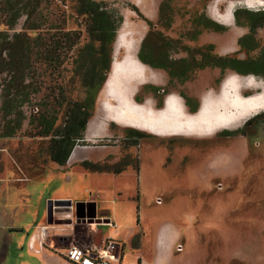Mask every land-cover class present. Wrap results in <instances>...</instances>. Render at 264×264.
Returning <instances> with one entry per match:
<instances>
[{"label":"rangeland","instance_id":"374dc122","mask_svg":"<svg viewBox=\"0 0 264 264\" xmlns=\"http://www.w3.org/2000/svg\"><path fill=\"white\" fill-rule=\"evenodd\" d=\"M97 1L106 2L123 20L116 33L112 63L115 56L121 61L130 46L134 53H138L148 31L142 18L152 22L163 37L180 40V44H172L167 50L169 56L176 59L187 56L181 49L183 46L192 50L207 44L213 46L215 55L235 56L237 39L248 32L246 27L235 24L233 13L231 26L211 17V12L223 14L229 4H237L238 0H171L172 23L169 28L156 24L161 0ZM43 2L34 14L2 25L0 31L17 32L24 21L43 16V28L60 27L64 31H75L80 39L59 71L36 65L31 89H40L24 107L26 115L35 108L40 110L53 105L52 97L56 96L58 88H62L72 100L84 97L79 79L73 73L72 62L77 57V50L88 41L85 20L75 13V0ZM132 7L139 10L142 18ZM237 9L256 11L240 4ZM201 17L209 25L220 26L224 31H202L192 41L194 22ZM255 37L261 46L264 45V27L256 31ZM158 38L149 39L157 48ZM116 41L125 47L116 49ZM111 69L110 66L89 119L96 120L94 130L89 134L85 131L84 140L88 145L80 147L77 154L84 157L83 161L105 168H124L121 174L91 172L77 161L67 168L51 163L46 154L47 140L30 137L27 120L13 137H0V227L3 228H0V249L4 251L0 264H19L27 258L24 250L15 251L14 246L23 235L27 237L28 227L35 226L40 218H46L49 201L54 219L58 212L69 207L61 201L72 199L73 205L84 203L81 191L80 195L74 193L76 188L83 193L89 194L90 191L96 201H101L106 194L102 202L115 206L118 222L114 227L99 226L100 231L121 227L119 239H123L128 226L137 228L133 244L141 254L140 264H264V111L251 117L255 119L249 125L245 122L250 119L235 129H220L213 135L157 137L117 125L101 109V103L107 100L103 88ZM146 71L150 73L147 76L155 81L135 85L131 90L137 92L132 100L137 104L148 100L155 110L163 106L169 94L179 97L184 105V98L190 99L198 109L202 96L217 92L225 78H230V83L240 80L242 90L247 91L244 96L260 94L262 90L257 86L264 85L261 77L242 76L229 70L221 72L217 68L195 70L182 84H168V76L161 69L146 66ZM152 88L167 91L154 95L150 91ZM184 107L190 114L186 105ZM235 131L243 135L224 133ZM76 196L77 201L74 200ZM157 197L162 198L160 204L155 203ZM135 215L138 226L135 225ZM79 231V228L75 229V234L81 241ZM162 231L170 242L166 249L160 240L155 242L156 235ZM176 243L183 244L182 252L175 250ZM55 244L58 245L59 241L55 240ZM124 250L126 248L121 246L119 254L117 249L115 254L120 256Z\"/></svg>","mask_w":264,"mask_h":264},{"label":"trees","instance_id":"16d2710c","mask_svg":"<svg viewBox=\"0 0 264 264\" xmlns=\"http://www.w3.org/2000/svg\"><path fill=\"white\" fill-rule=\"evenodd\" d=\"M170 1L161 0L159 5L156 24L164 28H169L172 23ZM42 4L43 0H0V26L34 14ZM73 8L85 20L88 37L72 62L73 73L83 88L84 97L81 100L70 99L62 88H58L56 96L52 97L54 107L35 108L29 115L24 111V107L31 103L33 95L40 89H31L36 65L59 71L79 42L77 32L64 31L60 27L43 28V16L24 21L17 32L9 33V29L0 31V137H13L27 120L30 137L46 139L48 159L60 167L66 165L76 146L88 145L84 140L85 131L92 117L96 96L110 70L116 33L123 22L118 11L104 1L75 0ZM132 10L142 18L137 8L132 7ZM142 19L148 31L141 41L137 58L150 68L165 71L168 84H182L195 70L206 68H217L221 72L229 70L238 75H255L264 79V45L261 46L255 37L256 31L264 27V10L253 12L237 9L233 12L235 24L248 30L237 39L238 51L235 56L215 55L212 53L213 46L207 44L192 50L183 46L181 49L187 53L186 57H170L168 48L172 44H180V40L163 37L154 29L152 22ZM194 27L192 41L202 31H224L220 26L206 23L204 17L194 22ZM153 36L160 37L159 48L149 42ZM150 91L155 95L165 93L167 89L152 88ZM184 101L190 113L197 111V105L190 99L185 97ZM253 119L255 117L245 124H251ZM224 133L243 135L238 131ZM81 164L91 172L119 175L124 171V168L109 169L87 161ZM137 264H140L139 259Z\"/></svg>","mask_w":264,"mask_h":264},{"label":"bare ground","instance_id":"6f19581e","mask_svg":"<svg viewBox=\"0 0 264 264\" xmlns=\"http://www.w3.org/2000/svg\"><path fill=\"white\" fill-rule=\"evenodd\" d=\"M238 4H229L223 14L211 12V17L223 25L231 26L232 13ZM115 47L124 48L125 44L116 41ZM126 60H129L127 56L121 61L114 57L110 76L103 88V96L107 100L101 103V109L107 113L110 121L117 125L142 130L157 137L213 135L220 129H235L259 111H264V85L257 86L262 90L260 94L244 96L243 93L247 91L245 88L242 90L240 80L230 83V78L222 81L217 92L202 96L196 114H189L181 99L174 94L167 95L163 106L157 110L150 106L148 100L143 104H137L131 100L137 91L133 92L125 85L130 84L131 78L132 85L137 86L155 80L151 76L148 77L150 73L147 74L143 67L136 64H130L131 69L137 71L135 74L127 65V70H123ZM95 121V119L89 121L86 128L88 134L94 130ZM78 150L79 148L73 150L69 162L73 161Z\"/></svg>","mask_w":264,"mask_h":264},{"label":"crops","instance_id":"0c3cea01","mask_svg":"<svg viewBox=\"0 0 264 264\" xmlns=\"http://www.w3.org/2000/svg\"><path fill=\"white\" fill-rule=\"evenodd\" d=\"M77 147L80 148V146ZM83 159L84 157L81 154H76L73 161L72 162L68 161L66 165H64L63 167L67 168V166L74 165L77 162L82 163ZM79 192L81 196L83 195L85 197L83 201L84 204L90 203V206L87 209H91L92 207L91 204H94L95 206L94 218H96L97 222L91 221V223L88 222L86 223L85 221H76L74 215L75 205L72 204L73 200L71 199L72 202L71 200L61 201V202H66L67 205L70 203V205H68L69 207L66 210L58 212L56 214L57 216L55 217V219L63 220L69 223H67L66 225H55V224L50 225L48 227L47 236L43 239V248L38 254L33 253L28 248V242L30 241L31 238L37 241L38 227L44 226L46 224V218H40V220L37 222L35 226L28 227L30 229L27 237H24L23 235L21 240H18L17 244H15L14 246L15 251H18L20 249L24 250L27 257L26 259L21 260L19 264H71L63 257L65 248L69 246H76L81 249L88 248L90 246H96L98 248H101L103 244L109 240H113L119 243L121 246H124L126 250L129 249L130 251L126 253V250H124V252L120 254L119 261L117 264H137V260L142 259L140 256L141 254L137 252V250H139L137 249L138 247H136L133 244V239L137 235L136 227L128 226L127 233L123 235V239H119V235H120L119 232L121 231V227L118 228L116 227L115 229L108 228L105 232H102L98 229L99 226H106L102 222H100V220L110 221L113 224H116L118 222L117 219L119 215H117V210L115 209V206H110L109 204L102 202L103 198L107 197L106 194L103 195L104 197L101 198V201H96V198L91 196L90 191L89 194L87 192L83 193L81 189L76 188L74 193L79 194ZM77 196L74 197V200L76 201L79 200ZM64 215H67V217H64ZM135 216H136L135 225L138 226L139 220L137 215ZM77 228H79L80 230L79 233L83 238V240H81L82 242L79 241L78 238L76 237L77 233L75 234V229ZM156 239L160 240L159 243L164 245V247L170 243L166 240L167 235L164 233V231L156 235L155 242ZM55 240L59 241L58 245L55 244ZM77 241L80 243H78ZM35 247L37 248V242L35 244ZM0 258L1 260L4 259V251L2 252V249H0ZM32 261H34V263Z\"/></svg>","mask_w":264,"mask_h":264},{"label":"built area","instance_id":"2783aa9c","mask_svg":"<svg viewBox=\"0 0 264 264\" xmlns=\"http://www.w3.org/2000/svg\"><path fill=\"white\" fill-rule=\"evenodd\" d=\"M218 189L221 188L220 185L217 186ZM162 202L161 197L155 199L156 204ZM63 216V215H62ZM67 217V215H64ZM54 218V217H53ZM92 222H97L96 218L91 219ZM86 222V221H85ZM103 224L114 227V224L110 221L100 220ZM50 225L45 224L44 226L38 227V239H30L28 242V248L35 254H38L43 248V239L47 236L48 227ZM37 242V248L35 244ZM116 249H121V245L113 240L106 241L101 248L96 246H90L88 248H78L76 246H69L65 248L63 257L71 264H117L119 261V255L115 254ZM175 250L177 252L183 251V244L176 243Z\"/></svg>","mask_w":264,"mask_h":264},{"label":"water","instance_id":"95a60500","mask_svg":"<svg viewBox=\"0 0 264 264\" xmlns=\"http://www.w3.org/2000/svg\"><path fill=\"white\" fill-rule=\"evenodd\" d=\"M125 56H127L129 58V60H126L127 62L124 61V66L122 67V69L127 70L126 65L128 66V68L133 71L130 67V64L132 63L133 65H137L139 67H143V70H146V65H144L143 63H141L138 58H137V54L134 53V49L133 47H129L126 50V54ZM125 56L123 57V59L125 58ZM122 59V60H123ZM131 64V65H132ZM111 68H112V64H111ZM135 71V69H134ZM133 71V74H135L136 72ZM130 84L125 85L126 88L128 89H132L135 87V85H132V81L133 79L131 78L130 80ZM136 89V88H135ZM134 89V90H135ZM166 96V95H165ZM132 100V99H131ZM199 108L197 109V111L195 113L192 114H196L198 112ZM70 205V203L68 204ZM90 206V203L88 204H84V203H77L74 206V215H75V220L76 221H86V223H91V219H93L95 217V206L94 204H91V209H87ZM69 222H65L63 220H58V219H54L53 218V207L51 205V201L48 202L47 208H46V224L47 225H53V224H67Z\"/></svg>","mask_w":264,"mask_h":264},{"label":"clouds","instance_id":"9594fccd","mask_svg":"<svg viewBox=\"0 0 264 264\" xmlns=\"http://www.w3.org/2000/svg\"><path fill=\"white\" fill-rule=\"evenodd\" d=\"M238 3L241 6H246L250 10L259 11L262 7H264V0H238Z\"/></svg>","mask_w":264,"mask_h":264},{"label":"flooded vegetation","instance_id":"af4514ba","mask_svg":"<svg viewBox=\"0 0 264 264\" xmlns=\"http://www.w3.org/2000/svg\"><path fill=\"white\" fill-rule=\"evenodd\" d=\"M184 105V104H183ZM185 106V105H184ZM82 224V223H81Z\"/></svg>","mask_w":264,"mask_h":264}]
</instances>
